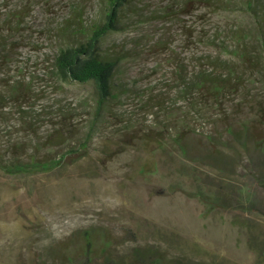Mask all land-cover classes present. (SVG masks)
<instances>
[{"label":"rangeland","instance_id":"rangeland-1","mask_svg":"<svg viewBox=\"0 0 264 264\" xmlns=\"http://www.w3.org/2000/svg\"><path fill=\"white\" fill-rule=\"evenodd\" d=\"M184 1L132 0L136 11L103 36L126 53L118 77L133 91L97 111L92 83L50 72L63 41L103 19L105 0H0V41L13 47L6 74L36 75L23 108L44 112L27 127L8 102L0 119V264H100L135 247L171 264H264V92L248 84L246 96L207 106L195 129L180 127L184 152L169 138L176 115L153 106L173 97L177 62L208 50L191 41L252 28L238 10ZM229 129L243 140L235 148ZM61 154L51 168H5Z\"/></svg>","mask_w":264,"mask_h":264},{"label":"trees","instance_id":"trees-1","mask_svg":"<svg viewBox=\"0 0 264 264\" xmlns=\"http://www.w3.org/2000/svg\"><path fill=\"white\" fill-rule=\"evenodd\" d=\"M189 2L199 3L211 11L238 10L251 17L252 28L251 31H245L233 27L232 31L226 35L227 38H222L215 31L206 41L205 39L191 41L193 46L202 44L208 50L194 54L190 65L177 62L173 77L175 85L172 87L174 94L170 102L160 97V94L156 95V102L153 103L156 113L164 111L169 118L176 115L178 129L169 138L182 152L184 149L181 144L180 127L187 131L195 129V124L189 123L190 120L195 122L201 118L206 113L207 106H217L226 96L237 92H240L241 96H246L248 84H258L264 92V0H185L184 4ZM131 3L132 0H105L103 19L94 22L89 32L83 34L85 37L79 41H63L53 57L50 72L52 77L69 82L93 84L97 111L101 110L109 99L133 91L128 83H123L118 77L121 73V61L126 57V53L118 50L111 52L103 46L101 41L107 33L118 30L119 22L126 9L136 11L135 6L130 5ZM12 23L13 21L8 22L9 27ZM68 30L69 27L64 26L60 31L65 35ZM12 48L7 41H0V86H2L0 88V119L6 118L3 116L6 113L3 109L8 102H13L15 105H13L12 113L18 114V120L22 124L32 127L39 116L44 115V112L32 114L28 111L29 109L23 108L25 104L22 98L32 93L36 75L27 76L28 80H26V75L21 69L16 75L17 79L13 80L11 78L14 76L6 74L7 68L13 62ZM166 102H169L168 105H165ZM229 130L230 135L234 137L233 144L226 145L235 148L237 141L243 140L236 137L232 129ZM206 137L210 140H218L219 135L217 139H215L216 135ZM160 147L163 149L162 146ZM235 153L237 154V151ZM63 158L64 154H61L49 160L31 161L27 164L14 163L6 165L5 168L16 171L29 167L47 169L57 166ZM227 188L232 190L233 187L230 185ZM86 244L89 245L88 241ZM177 263L189 264L180 259ZM79 264H91V257H86ZM100 264H171V261H168L158 250L135 247L126 258H115L106 254Z\"/></svg>","mask_w":264,"mask_h":264}]
</instances>
